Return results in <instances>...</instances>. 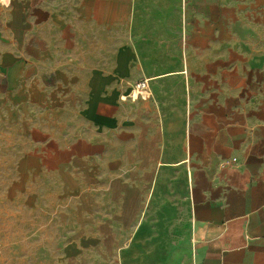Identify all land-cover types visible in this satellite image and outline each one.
Wrapping results in <instances>:
<instances>
[{
  "label": "crops",
  "instance_id": "crops-1",
  "mask_svg": "<svg viewBox=\"0 0 264 264\" xmlns=\"http://www.w3.org/2000/svg\"><path fill=\"white\" fill-rule=\"evenodd\" d=\"M249 3L0 0V200L54 213L59 264L135 259L157 204L185 210L191 264H264V59L188 40L231 47L234 11L264 33Z\"/></svg>",
  "mask_w": 264,
  "mask_h": 264
},
{
  "label": "rangeland",
  "instance_id": "rangeland-1",
  "mask_svg": "<svg viewBox=\"0 0 264 264\" xmlns=\"http://www.w3.org/2000/svg\"><path fill=\"white\" fill-rule=\"evenodd\" d=\"M249 23L264 25V0H250ZM234 11L231 47L228 36H188L189 48L194 59L226 58L234 65L250 58L264 59V33L249 34L243 29L246 18L237 19ZM207 38V39H206ZM250 40V48L243 46ZM226 45V47H224ZM211 48V50H210ZM212 48L219 52L214 53ZM210 50V51H209ZM219 64H214L213 69ZM184 208L183 205H181ZM189 221L184 209L180 212L168 211L160 204L148 213L145 226L133 244L132 259H124V264H191ZM62 226L50 210H32L19 204L0 200V264H59L63 245Z\"/></svg>",
  "mask_w": 264,
  "mask_h": 264
},
{
  "label": "built area",
  "instance_id": "built-area-1",
  "mask_svg": "<svg viewBox=\"0 0 264 264\" xmlns=\"http://www.w3.org/2000/svg\"><path fill=\"white\" fill-rule=\"evenodd\" d=\"M147 88H148V81H144L138 85H136L135 90L132 91L130 97L132 100H135L138 97L147 98Z\"/></svg>",
  "mask_w": 264,
  "mask_h": 264
}]
</instances>
